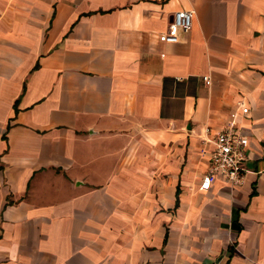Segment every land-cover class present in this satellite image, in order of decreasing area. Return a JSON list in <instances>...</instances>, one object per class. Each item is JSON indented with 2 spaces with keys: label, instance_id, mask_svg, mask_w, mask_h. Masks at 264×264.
I'll return each instance as SVG.
<instances>
[{
  "label": "crops",
  "instance_id": "0c3cea01",
  "mask_svg": "<svg viewBox=\"0 0 264 264\" xmlns=\"http://www.w3.org/2000/svg\"><path fill=\"white\" fill-rule=\"evenodd\" d=\"M0 264H264V0H0Z\"/></svg>",
  "mask_w": 264,
  "mask_h": 264
},
{
  "label": "built area",
  "instance_id": "2783aa9c",
  "mask_svg": "<svg viewBox=\"0 0 264 264\" xmlns=\"http://www.w3.org/2000/svg\"><path fill=\"white\" fill-rule=\"evenodd\" d=\"M191 24V11L175 12L166 32L159 35V41L176 43V31L187 32L191 28ZM203 79L209 83L207 76H204ZM242 112L246 113L247 108H242ZM205 133L206 136L202 140L204 143H211L212 149L208 152V168L202 175L199 188L208 190L215 175L220 176L230 186L240 184L244 170L243 162L247 157V136L237 130L233 123L213 134H208L207 131Z\"/></svg>",
  "mask_w": 264,
  "mask_h": 264
}]
</instances>
